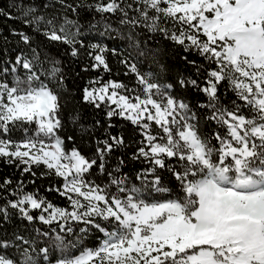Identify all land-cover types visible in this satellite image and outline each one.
<instances>
[{
	"label": "trees",
	"instance_id": "obj_1",
	"mask_svg": "<svg viewBox=\"0 0 264 264\" xmlns=\"http://www.w3.org/2000/svg\"><path fill=\"white\" fill-rule=\"evenodd\" d=\"M166 7L147 0H0V90L47 91L62 154L73 152L84 161L81 186L105 201L92 209L79 195L65 194L66 179L53 168L0 157V260L55 264L97 251L121 231L116 218L103 215L114 201L139 207L176 203L185 216L195 209L186 188L208 171L192 163L176 130L92 101L88 92L113 83L129 101L171 104V119L189 124L213 168L225 167L220 160L231 141L232 117L260 123L262 112L244 77L225 59L222 43L203 35L196 20L170 15ZM40 136L33 121L0 122L1 142ZM153 145L170 152L154 156ZM258 155L251 167L264 168V153ZM26 199L64 214L42 222L41 209H19ZM155 258L147 264L176 263Z\"/></svg>",
	"mask_w": 264,
	"mask_h": 264
},
{
	"label": "rangeland",
	"instance_id": "obj_2",
	"mask_svg": "<svg viewBox=\"0 0 264 264\" xmlns=\"http://www.w3.org/2000/svg\"><path fill=\"white\" fill-rule=\"evenodd\" d=\"M147 1L153 7L163 1L166 13L196 20L203 35L222 43L225 59L246 80L243 86L253 95L252 101L262 112L260 124L264 125V0ZM116 87L109 83L88 92L87 97L92 101H107L137 119L147 118L161 126L171 125L189 148L192 163L210 171L217 179L208 175L187 186V194L196 201L195 209L188 216L182 206L174 203L141 210L143 207L133 202L114 201L112 207H104L103 215L119 221L120 233L109 237L95 252L87 251L70 262L55 264H88L95 259L109 264H147L157 259L155 257L174 259L175 264H264V171L251 167L252 161L260 158L258 154L264 153L261 139L248 135L249 140L241 143L237 138L244 137L246 125L232 117L227 124L233 125L230 127L233 130L231 141L224 143L220 160L225 167L222 170L213 168L189 124L184 120L175 123L171 119V104L160 107L148 100L132 102L118 95ZM53 108V98L45 90L23 95L0 90V122L33 121L41 132L36 141L17 144L0 141V157L53 168L66 179L65 194L79 195L92 209L99 210L105 204L103 197L83 188L79 181L85 170L84 161L73 152L64 156L53 136ZM151 148L154 156L170 152L159 145ZM262 161L264 166L263 157ZM225 172H229L232 180L249 179L251 186L245 189V195L227 188ZM18 207L22 211L41 209L32 199L22 201ZM41 212L39 220L45 223L57 221L64 214L47 207ZM130 221L134 224H129ZM0 264L10 263L0 260Z\"/></svg>",
	"mask_w": 264,
	"mask_h": 264
},
{
	"label": "crops",
	"instance_id": "obj_3",
	"mask_svg": "<svg viewBox=\"0 0 264 264\" xmlns=\"http://www.w3.org/2000/svg\"><path fill=\"white\" fill-rule=\"evenodd\" d=\"M236 119V118H235ZM237 120H240V121H242L241 123H243L244 124V126L245 125H247V122L244 120V119H242V118H238ZM233 125L232 124H229V128H228V130H229V133L231 134V136H232V128H230V127H232ZM245 133H244V137H239V138H237V139H240V141H241V143H246V141H247V136L248 135H251V137H253V138H255V139H261V142L262 143H264V125L263 124H260V123H258V124H255V125H253L252 127H249V129L247 130L246 128H245ZM243 133V132H242ZM242 138H244V140H242ZM237 139H235V140H237ZM249 140V139H248ZM204 151V150H203ZM205 152V151H204ZM150 153L152 154V148L150 149ZM85 165V164H84ZM224 169V168H223ZM222 170V169H221ZM208 173H209V175L210 176H212L211 175V172L210 171H208ZM224 174V173H223ZM228 173L227 172H225V174H224V176L225 177H227L226 175H227ZM208 176V175H207ZM206 176V177H207ZM205 177V178H206ZM204 178V179H205ZM213 178V177H212ZM214 180H216L217 178H213ZM239 179H241V178H239ZM203 180V179H202ZM243 180H245V181H243V182H241V180H239V181H237V180H230V183H229V179H228V177H227V188H231L232 190H234L235 192L237 191V193L238 194H242V195H245L246 193V191H245V189L247 190V189H249V187L251 186V185H249V183H248V180H246V179H243ZM249 182H251V181H249ZM175 204V203H174ZM165 206V205H164ZM143 209H145V210H147V209H153V207H143V208H141V210H143ZM124 221H125V219H124ZM131 223H133L134 224V222L133 221H130L129 222V224H131ZM112 237V236H111Z\"/></svg>",
	"mask_w": 264,
	"mask_h": 264
}]
</instances>
